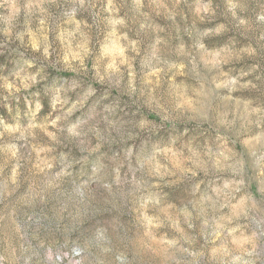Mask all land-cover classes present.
<instances>
[{"label": "clouds", "instance_id": "9594fccd", "mask_svg": "<svg viewBox=\"0 0 264 264\" xmlns=\"http://www.w3.org/2000/svg\"><path fill=\"white\" fill-rule=\"evenodd\" d=\"M0 264H264V0H0Z\"/></svg>", "mask_w": 264, "mask_h": 264}, {"label": "rangeland", "instance_id": "374dc122", "mask_svg": "<svg viewBox=\"0 0 264 264\" xmlns=\"http://www.w3.org/2000/svg\"><path fill=\"white\" fill-rule=\"evenodd\" d=\"M224 41L221 39H212L207 41L209 47H217L220 46ZM181 195H183V193H181Z\"/></svg>", "mask_w": 264, "mask_h": 264}]
</instances>
